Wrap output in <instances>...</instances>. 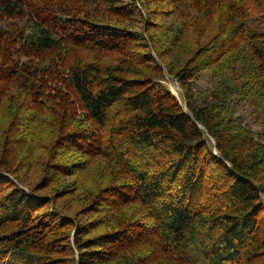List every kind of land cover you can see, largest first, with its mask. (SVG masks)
<instances>
[{
	"label": "trees",
	"instance_id": "1",
	"mask_svg": "<svg viewBox=\"0 0 264 264\" xmlns=\"http://www.w3.org/2000/svg\"><path fill=\"white\" fill-rule=\"evenodd\" d=\"M260 17L0 0V264H264Z\"/></svg>",
	"mask_w": 264,
	"mask_h": 264
},
{
	"label": "rangeland",
	"instance_id": "2",
	"mask_svg": "<svg viewBox=\"0 0 264 264\" xmlns=\"http://www.w3.org/2000/svg\"><path fill=\"white\" fill-rule=\"evenodd\" d=\"M249 26L251 28H257V29L263 28L264 29V17H260L256 20L250 21L247 27ZM161 82L165 84L172 91V93H174L179 98L181 102H183L182 89L179 86V83L174 79V77H172L170 74L165 72V78L161 80ZM244 116L247 119V121L250 123V125L252 126L255 134H258L259 129H260L259 125H260L261 117H256V113L250 114V110L248 112L245 111ZM258 137L261 138L260 136Z\"/></svg>",
	"mask_w": 264,
	"mask_h": 264
}]
</instances>
